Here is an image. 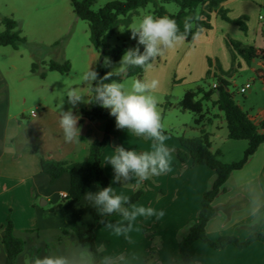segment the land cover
<instances>
[{"label": "crops", "instance_id": "1", "mask_svg": "<svg viewBox=\"0 0 264 264\" xmlns=\"http://www.w3.org/2000/svg\"><path fill=\"white\" fill-rule=\"evenodd\" d=\"M231 1L235 0L227 1L225 9ZM254 47L264 51L262 45ZM91 67L94 68V64ZM258 74L262 76L264 72L258 70ZM12 106L10 86L0 68V264L6 262L2 228L8 216L13 219L15 235L25 242V249L19 255L17 264H24L25 258L64 252L79 243L73 233L64 235L66 239L63 241H58V237L63 236L62 230L76 223H90L94 208L85 198L81 202L65 201L63 197L70 190L69 174L64 173L52 181L49 175L42 172L40 157L33 150L37 147L40 155L47 159L83 162L87 158L89 145L101 139L105 133V122L83 120L82 110L85 108L77 105L73 111L81 117L78 122L81 142L66 143L59 126L61 108L57 103L49 105L45 100L40 101L36 106V115L32 116L31 112L26 123L19 120V114H12ZM252 119L257 123L262 120ZM118 132L103 153L104 169L114 193L130 197L144 186L145 194L135 205L163 210L165 215L159 220L155 217H138L127 238L115 236L105 226L116 223L121 217H107L96 229L97 247L104 253L127 254L131 264H145L144 257L155 247L142 231L152 224V229L157 228L160 242L156 264H170L180 259L179 240L187 233L189 223L197 220L203 194L213 181L214 173L205 166L179 162L176 150L181 147L180 142L173 140V144L166 142L171 152L170 172L152 176L140 183L139 187L136 180L118 183L114 180L113 168L106 163L114 148L123 146L142 152L150 150L152 143L124 129H118ZM250 184L264 188V144L242 170L231 175L226 190L216 198L214 205L217 215L207 225L210 239L215 240L223 235H234L241 240L249 237L252 230L246 225L249 220L247 188ZM99 189L100 186L94 185L90 191ZM164 225L168 226L171 234L160 233ZM257 230L264 232V227ZM190 255L195 264H264V243L256 242L245 249L228 246L215 250L197 242L191 247Z\"/></svg>", "mask_w": 264, "mask_h": 264}, {"label": "rangeland", "instance_id": "2", "mask_svg": "<svg viewBox=\"0 0 264 264\" xmlns=\"http://www.w3.org/2000/svg\"><path fill=\"white\" fill-rule=\"evenodd\" d=\"M111 1L116 0H97L93 9L96 11ZM164 8L168 14H176L180 10L174 3L165 4ZM226 9L231 21H225L214 14L212 27L205 29L198 41H185L176 50L159 57L151 69L144 71L142 79L160 80L156 95L162 121L166 126L167 143L173 144V140L179 142L182 136L196 138L201 135L200 126L195 124L197 116L191 112H182L177 104L189 90L199 87L211 89L220 76L230 83L229 89L244 111L255 120L264 118V81L258 74V70L264 69V61L254 60L248 65L239 59L241 66L233 70L232 54L227 46V39L231 38L245 45L264 47V4L262 0H235L228 3ZM153 13L152 4L131 13L132 24L115 29L108 40L109 46L124 47L125 50L136 47L137 41L131 39L129 28L143 15ZM3 17L17 21L21 37L27 41V44H20L18 49L0 46V68L10 86L13 115L19 114V120L26 123L30 113L36 112L37 104L44 100L49 105L57 103L61 109H69L72 106L68 104L65 95L71 87L79 88L86 101H89L90 87L82 83L81 74L92 64L94 67L98 65L100 54L91 44L88 24L75 15L70 0H0V33L5 30L1 23ZM239 19L246 23V32L235 23ZM51 61L70 62V73L61 75L49 72L47 65ZM119 62L111 64L109 72L118 68ZM34 63L40 65L38 73H44L45 79L32 73ZM133 79L137 78H125L123 82L128 85ZM248 84L250 88L242 94L241 88ZM167 103L173 107L167 108ZM88 104L78 105L86 108ZM204 112L207 119L212 120L206 128L210 134L212 150L222 151L221 160L226 163L242 159L247 142L228 138L223 113L212 102H204ZM140 188L145 190L144 186ZM152 226L142 231L150 239L152 247H155L144 257L145 264H156L158 260L160 242L157 228L152 229ZM167 227L164 225L158 231L168 235L170 231Z\"/></svg>", "mask_w": 264, "mask_h": 264}, {"label": "trees", "instance_id": "3", "mask_svg": "<svg viewBox=\"0 0 264 264\" xmlns=\"http://www.w3.org/2000/svg\"><path fill=\"white\" fill-rule=\"evenodd\" d=\"M96 1L70 0V3L75 15L88 24L91 44L100 54V62L94 67L100 77L105 76L109 72L110 65L121 60L125 52L124 47H111L108 44V40L115 29L120 26H130L132 24L131 13L137 12L149 4L154 6V16H169L175 19L182 31L184 21L189 17L193 18V31L198 28L203 29V31L210 29L212 27L211 19L214 14L225 21H231L228 16V10L224 8V4L229 0H116L106 3L95 11L93 7ZM171 3L180 7L178 13H167L164 5ZM1 23L4 25L5 30L0 33V46H11L18 49L20 44H27L26 39L21 37L20 24L17 21L9 17H3ZM235 23L244 32L247 31V25L244 20L239 19ZM186 41H193L191 35L188 36ZM227 46L232 54L233 70L235 67L239 68L241 66V63L238 62L239 59H242L248 65L254 60L264 59V51L258 50L254 46L245 45L240 41L228 38ZM141 51H143L142 46ZM106 58L110 62L107 65L105 64ZM210 65H212V61H210ZM39 68L40 65L34 63L32 73L39 74L42 79H45L46 75L44 73H38ZM47 70L67 75L71 71V64L68 61L64 63L51 61L47 65ZM144 71V69L138 67L129 68L126 73L119 77L113 76L111 79L121 81L125 78L133 77L142 79ZM259 71L264 72L262 69ZM225 75L230 76L229 73ZM260 78L264 80V75L260 76ZM105 82H111V80ZM229 87L230 83L220 76L218 77L216 88L212 87L209 90H205L199 87L196 90H189L177 104V107L182 112H191L197 116L195 124L200 126L201 133L196 138L184 136L179 138L181 147L176 150L177 158L183 164L191 162L193 166L200 165L209 168L213 171L214 178L203 194L197 220L189 223L187 233L179 240L180 259L170 264H195L190 255V249L197 242H202L215 250L225 249L228 246L245 249L256 242L264 243V232L257 229L254 232L252 231L245 240H241L234 235H223L212 240L207 234L208 223L217 215V208L214 205L216 198L226 190L225 186L231 175L242 170L261 145L264 144V119L258 123L255 122L249 113L244 111L236 102L235 94L230 91ZM89 101H93V93L91 91ZM204 102H212L213 106L223 113L230 140L247 142V148L239 161L226 163L221 160L222 151L212 150L210 134L206 129L212 123V120L210 118L207 119L204 112ZM166 107L172 108L173 105L167 103ZM82 116L83 120L91 122L103 120L105 122L104 136L89 145L85 161L74 163L65 160L47 159L40 155L37 147L33 150L40 157L42 172L49 175L52 181H55L64 173L69 174L70 190L63 197L65 201L81 202L84 194L90 191L94 185L100 186L101 189L108 186L112 187L104 169L103 153L111 139L117 137L119 133L115 118L109 114L108 109L102 108L95 103L88 104L82 110ZM144 194L145 190L139 188L129 197L131 203L137 204ZM114 215L119 214L114 213L101 217L94 208L93 219L90 223H76L71 228L62 230L63 236L58 237V241L65 240L64 235L73 233L80 244L89 245L95 250L98 248L96 244V229L98 225L101 220ZM2 244L5 246L7 253L5 264H17L19 255L25 249V242L15 235V225L11 216H8L6 224L2 228Z\"/></svg>", "mask_w": 264, "mask_h": 264}, {"label": "clouds", "instance_id": "4", "mask_svg": "<svg viewBox=\"0 0 264 264\" xmlns=\"http://www.w3.org/2000/svg\"><path fill=\"white\" fill-rule=\"evenodd\" d=\"M193 27L191 17L185 19L182 31L177 21L169 16L143 15L129 28L131 39L137 41V46L125 50L118 68L103 77L93 67L81 74V81L90 87L94 102L86 101L79 88L71 87L66 91L65 97L72 107L66 111L62 107L59 113V126L66 143L81 142V127L78 123L81 117L73 111L80 103H95L108 109L118 129L152 141L150 150L142 152L123 146L114 148L106 163L113 168L114 180L118 183L126 184L136 180L139 187L140 183L152 176L170 172L172 164L171 152L166 146V126L162 121L156 95L160 80L137 78L126 85L121 80L111 78L121 76L129 68L138 67L145 71L151 69L159 57L183 45L189 35L194 42L198 41L203 29L193 31ZM109 63L106 58L105 64ZM108 80L111 82H105ZM247 195L249 220L246 227L254 232L258 227H264V188L250 184ZM84 198L101 217L119 214V221L105 225L117 237L127 238L138 217H155L159 220L165 215L163 210L132 204L129 197L115 194L111 186L95 192L88 191ZM24 264H131V258L127 254L104 253L101 248L94 250L89 245L77 243L61 253L25 258Z\"/></svg>", "mask_w": 264, "mask_h": 264}, {"label": "built area", "instance_id": "5", "mask_svg": "<svg viewBox=\"0 0 264 264\" xmlns=\"http://www.w3.org/2000/svg\"><path fill=\"white\" fill-rule=\"evenodd\" d=\"M214 88H216V84L213 85ZM250 88V84L244 86L243 88H241L240 92L242 94H245L247 92V90ZM36 115V112H32V116H35ZM66 195H64L65 197Z\"/></svg>", "mask_w": 264, "mask_h": 264}]
</instances>
